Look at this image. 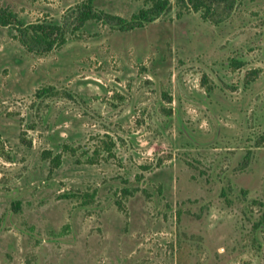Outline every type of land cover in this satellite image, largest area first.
Instances as JSON below:
<instances>
[{"label":"rangeland","instance_id":"obj_1","mask_svg":"<svg viewBox=\"0 0 264 264\" xmlns=\"http://www.w3.org/2000/svg\"><path fill=\"white\" fill-rule=\"evenodd\" d=\"M84 1L0 0L67 37L0 26V264H264V0Z\"/></svg>","mask_w":264,"mask_h":264},{"label":"trees","instance_id":"obj_2","mask_svg":"<svg viewBox=\"0 0 264 264\" xmlns=\"http://www.w3.org/2000/svg\"><path fill=\"white\" fill-rule=\"evenodd\" d=\"M177 3L189 2L195 11H202V18L206 19L209 11L207 0H176ZM232 3L234 0H225ZM170 5V0H143V7L139 8L128 19L119 15H113L107 12L98 11L94 8L92 0H86L77 6V18L73 30H78L88 20L100 21L102 23L113 20L117 30H131L143 27L145 24L158 18ZM179 15V13H178ZM0 26L10 27L15 31L13 36L19 41L27 52L43 56L54 49L60 48L67 41L66 32L62 25L54 21L41 19L35 22H24L18 14L10 7L0 6ZM53 86H42L36 90L35 94L40 96L52 90ZM113 142L105 144L107 150H111ZM68 150V146H64ZM49 157V151L45 152ZM52 168L59 166L61 162V153H56L52 157Z\"/></svg>","mask_w":264,"mask_h":264}]
</instances>
